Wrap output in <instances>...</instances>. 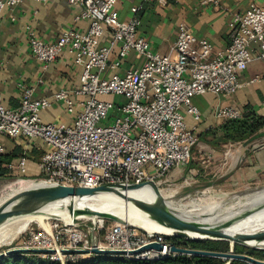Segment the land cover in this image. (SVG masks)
I'll return each mask as SVG.
<instances>
[{
    "label": "built area",
    "instance_id": "2783aa9c",
    "mask_svg": "<svg viewBox=\"0 0 264 264\" xmlns=\"http://www.w3.org/2000/svg\"><path fill=\"white\" fill-rule=\"evenodd\" d=\"M22 1L0 0V13ZM67 1L81 8L74 20H87V29L68 26L53 41L30 32L28 41L32 55L44 67L65 50L82 66L80 84L72 92L61 89L54 94L55 100L64 101L72 121H43L41 112L52 101L35 97L33 86L20 83L22 96L17 107H7L0 93V154L5 152L3 136L38 139L47 148L37 161L38 181L46 185L95 187L154 181L163 190L160 180L173 167L188 162L198 139L195 126L189 127L185 120L187 114L195 123L201 118L193 97L207 92L235 93L243 85L239 76L249 62L255 57L264 60V4L252 2L243 12L232 15L230 42L225 49L214 50L208 39L195 36L181 22L174 45L161 53L139 33L137 6L131 8L133 15L123 20L114 9L117 0ZM217 2L201 0L203 4ZM106 32L108 38L102 42ZM115 48L116 57L111 59ZM130 51L143 56L144 62L120 73L117 70ZM262 78L264 68L250 81ZM109 95L114 98H106ZM241 113L233 106L216 111L225 120ZM8 167L26 175V153ZM170 237L98 217L92 227L72 219L31 229L24 247L54 248L55 252L47 254L49 258L65 264L82 255L63 252L66 248L90 249L96 244L128 252L157 241L161 249L124 254L133 260L154 261L172 254Z\"/></svg>",
    "mask_w": 264,
    "mask_h": 264
},
{
    "label": "crops",
    "instance_id": "0c3cea01",
    "mask_svg": "<svg viewBox=\"0 0 264 264\" xmlns=\"http://www.w3.org/2000/svg\"><path fill=\"white\" fill-rule=\"evenodd\" d=\"M252 2L264 4V0H218L206 4L201 0H117L114 9L120 19L127 20L133 15L131 8L137 6L139 33L148 39L153 50L165 53L174 45L181 22L195 36L208 39L214 50L225 49L230 42L229 20ZM80 9L67 0H23L13 9L6 8L0 13V93L7 107L20 104L19 84L24 83L33 86L35 97H47L52 101L51 106L41 112L43 121H72L73 115L67 111L64 101L55 100L54 94L61 89L72 92L81 82L82 66L65 50L44 67L32 55L28 38L29 33L34 32L44 40L53 41L68 26L86 30L87 20H74ZM108 35L106 32L100 40L105 42ZM116 51L117 48L111 59L116 57ZM143 62V56L130 51L117 71L138 68ZM263 68L264 60L255 57L241 72L239 79L243 85L235 93L207 92L193 97L201 118L195 123L187 114L185 120L189 127L195 126L198 139L188 162L173 167L160 180L163 191L170 190L181 199L210 187L236 191L264 188V126L249 139L225 141L220 130L225 119L216 115L222 106L241 110L248 106L256 115L264 117V78L250 81ZM2 142L7 153L15 147H19L22 155L26 153L27 176L39 175L37 159L47 149L41 140L3 136Z\"/></svg>",
    "mask_w": 264,
    "mask_h": 264
},
{
    "label": "water",
    "instance_id": "95a60500",
    "mask_svg": "<svg viewBox=\"0 0 264 264\" xmlns=\"http://www.w3.org/2000/svg\"><path fill=\"white\" fill-rule=\"evenodd\" d=\"M145 185H150L155 193L157 194L158 201L154 205H146L138 201L139 206L146 209L147 211L157 215L158 217L166 220L173 226L180 230L190 231L195 233L197 236L189 237L184 232L173 233L170 235L174 236H184L186 239H211V240H226L230 242V248L226 251H216V250H203L194 249L189 247H182L170 244L171 253H183L190 255H207L215 256L221 258L224 262L223 264H230L233 259H241L248 261L252 264H264V260L257 259L251 255L245 253L235 252L233 247L236 243H246L250 245H260L264 241V229L261 231L253 233H230L226 229L237 219L246 216L250 211L242 212L237 216H233L221 222L209 221L207 219H201L200 221H194L189 218L182 216L177 209L171 207L164 195L161 193V189L154 181H147L142 183H131L129 185H99L95 187H82V186H72V185H35L33 187L26 188L21 192L13 195L6 201L0 204V224L7 220V218L24 213L34 212L37 207V203L42 200H69V212L73 213L74 199L86 196H93L102 192L112 191L120 192L125 189H135L140 188ZM83 214L93 215L95 217H101L105 219L114 220L116 222L126 223L119 217L109 215L105 212H99L92 209H85ZM204 213L202 214V216ZM76 216H74L75 218ZM209 218V217H208ZM169 235V234H168ZM162 244L157 241L148 242L138 249L128 251L109 249V248H99L96 244L90 249L84 248H66L63 252L67 253H94L98 255H112L125 253H137L146 249H161ZM56 250L54 248H44V247H14L9 248L5 251L0 252V259L7 257L12 253H24V252H34L40 254L53 253ZM227 261V263L225 262Z\"/></svg>",
    "mask_w": 264,
    "mask_h": 264
},
{
    "label": "bare ground",
    "instance_id": "6f19581e",
    "mask_svg": "<svg viewBox=\"0 0 264 264\" xmlns=\"http://www.w3.org/2000/svg\"><path fill=\"white\" fill-rule=\"evenodd\" d=\"M34 185L46 184L44 182H38L36 184H33V186ZM160 191L162 195H164L163 190ZM255 192H257V194L259 195L255 196L250 201V204L242 205L238 208L226 207L223 210L224 212H222V214L217 215L216 219H213L212 216L216 214L218 210L223 209V202L214 203L207 208V211H204L200 209H189L190 206L197 204L196 199L193 200L194 198L190 199L188 202L185 203L177 202L176 206L169 201L167 196L164 195V197L167 203L171 207L177 209L182 216L194 221H200L201 217H199V215H202L204 212H207L206 214L209 215V218L207 220L221 222L233 216H237L242 212L250 211L246 216L234 221L226 230L230 233H253L264 229V188L258 189ZM98 196L101 198H108L114 202H117L121 205V208L124 211H129L130 213L134 214L133 220L121 218L127 223L136 225L147 231H158L163 234L184 232L189 237L197 236L193 232L184 230L182 231L178 229L166 220L158 217L157 215H154L153 213L139 206L138 201L146 205H154L158 201L157 194L150 185H145L135 189H125L121 190L120 192L107 191L93 196L76 198L74 202L73 213L69 212V202H67V200L65 199L42 200L37 203V209L34 212L17 214L9 218H14L16 220V222L18 223L17 230L22 229L32 219L37 220L43 226L48 228V224L45 223V220L51 216L68 218L69 221H71L74 216H89V214H83L85 209L99 211L97 208H90L89 206H87V203L90 198ZM99 212H107V210H101ZM260 245H264V241L261 242ZM225 262L227 263V261Z\"/></svg>",
    "mask_w": 264,
    "mask_h": 264
},
{
    "label": "rangeland",
    "instance_id": "374dc122",
    "mask_svg": "<svg viewBox=\"0 0 264 264\" xmlns=\"http://www.w3.org/2000/svg\"><path fill=\"white\" fill-rule=\"evenodd\" d=\"M106 98L113 99L111 95L106 96ZM38 161V159H37ZM40 175H18L15 173L13 170L10 171V173L3 178H0V204L12 197L13 195L21 192L22 190L33 187V184L38 183ZM32 185V186H31ZM29 186V187H28ZM35 186V185H34ZM161 186V185H160ZM162 187V186H161ZM258 189H249V190H243V191H236L233 189H224L220 187H210L207 188L206 190L204 189L203 191L201 190L200 192L196 194H192L189 196H185L183 198H179L177 195H173L172 191L170 190H165L163 191V194L168 197L169 201L172 202L174 205L177 206V202L180 203H185L188 202L190 199L194 198L193 200L196 199L197 204L190 206L189 209H200L207 211V208L210 207V205L214 203H220L223 202V209L218 210L216 214H212V218L216 219L218 214H222L224 212L223 210L226 207L230 208H238L242 205H248L250 204V201L255 197L258 196L257 194ZM260 197V196H259ZM90 208H97L99 211L107 210V214L116 216L121 218H126L127 220H133L134 214L130 213L129 211H124L121 208V205L117 202H114L108 198H101V197H93L90 198L88 203H87ZM205 214L199 215L201 219H208L209 215L206 214L207 212H204ZM207 215V216H206ZM98 217H95L93 215L89 216H76L74 221L79 222L83 226H89L92 227L94 223L96 222V219ZM59 220H64V221H69L68 218H60L57 216H51L48 219L45 220V223L49 225H52L56 221ZM108 221H114L107 219ZM41 223H39L37 220L32 219L30 220L22 229L17 230L18 228V223L14 218H8L4 222L0 224V252L5 251L9 248H14V247H22L24 246L25 240L29 234V231L31 229H37V228H44ZM46 228V227H45ZM151 232H158V231H151ZM169 236H174L170 235ZM185 238L184 236H178ZM186 239V238H185ZM221 241H226V240H221ZM228 243V249L230 248V242L227 241ZM236 245V247H235ZM264 248V245H250L246 243H236L234 244V251L239 252V253H245L248 255L253 256V253L255 251H258V249ZM89 253H84L78 260H84L87 259V257H91V255H87ZM77 260V261H78ZM241 260V259H237ZM248 262V261H246Z\"/></svg>",
    "mask_w": 264,
    "mask_h": 264
},
{
    "label": "trees",
    "instance_id": "16d2710c",
    "mask_svg": "<svg viewBox=\"0 0 264 264\" xmlns=\"http://www.w3.org/2000/svg\"><path fill=\"white\" fill-rule=\"evenodd\" d=\"M264 126V117L256 115L250 107L243 108L239 117L227 119L220 125L225 141H241L251 138L257 134ZM22 154L19 147H15L10 152L0 154V178L6 177L11 169L8 164L14 162ZM17 173L15 170H13ZM18 174V173H17ZM170 242L177 246L189 247L203 250H228L227 241L211 239H185L178 236L169 238ZM236 247V245H235ZM236 252V251H235ZM252 255V254H251ZM253 257L264 260V248L258 249L253 253ZM223 260L215 256L190 255L183 253H172L158 260H133L124 255H98L91 254V257L78 260L67 261L65 264H223ZM0 264H63L61 261L49 258L47 254L34 252L12 253L5 258L0 259ZM230 264H252L245 260H231Z\"/></svg>",
    "mask_w": 264,
    "mask_h": 264
}]
</instances>
